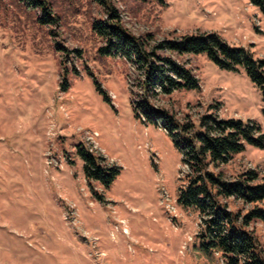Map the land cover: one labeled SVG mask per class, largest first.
I'll return each mask as SVG.
<instances>
[{"label":"rangeland","instance_id":"rangeland-1","mask_svg":"<svg viewBox=\"0 0 264 264\" xmlns=\"http://www.w3.org/2000/svg\"><path fill=\"white\" fill-rule=\"evenodd\" d=\"M43 1L54 26L22 0H0V264H224L203 251L198 214L177 203L189 170L174 136L135 112L140 72L99 52L92 23L106 19L104 0ZM108 3L129 33L153 36L151 50L214 33L264 60V11L249 0ZM161 54L184 63L200 87L159 96L155 107L181 123L215 114L264 132V92L244 66ZM80 149L116 171L108 184L87 175ZM223 170L233 179L254 171L264 183V149L247 145ZM250 229L264 249V225Z\"/></svg>","mask_w":264,"mask_h":264},{"label":"trees","instance_id":"trees-1","mask_svg":"<svg viewBox=\"0 0 264 264\" xmlns=\"http://www.w3.org/2000/svg\"><path fill=\"white\" fill-rule=\"evenodd\" d=\"M39 12L38 23L54 26L48 4L43 0H22ZM109 1L106 19L94 20L92 33L100 43L99 52L105 56L124 59L140 72V100L133 104L136 114L146 122L154 123L174 136L181 149L183 165L189 170L179 188L177 203L198 214L201 232L197 236L207 254L220 255L224 264H264V249L256 233L250 229L254 222L264 225V183L249 171L236 178L223 170L247 145L264 149V132L252 122L223 120L218 115L206 114L199 125L180 122L169 111L155 107L153 100L170 96L182 89H198L200 82L184 63L161 53L176 55L207 53L226 69L244 66L252 81L264 92V60H255L244 48H235L214 33L186 35L179 40L163 41L150 49L152 35L136 37L122 24L119 13ZM146 2L149 0H135ZM165 4L166 0H159ZM264 11V0H249ZM59 47V46H58ZM59 49H63L60 48ZM64 50V49H63ZM100 86V85H99ZM69 83L62 84L63 91ZM100 90L105 94L100 86ZM107 100L109 98L105 94ZM87 175L94 180L112 179L116 171L106 169L91 154L80 149ZM230 200L244 207L234 210ZM247 207H249L247 209Z\"/></svg>","mask_w":264,"mask_h":264}]
</instances>
